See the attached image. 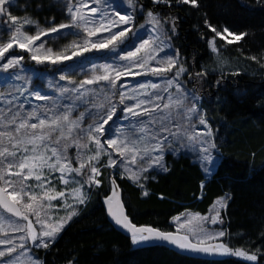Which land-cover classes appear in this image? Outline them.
<instances>
[{"label":"snow or ice","instance_id":"obj_1","mask_svg":"<svg viewBox=\"0 0 264 264\" xmlns=\"http://www.w3.org/2000/svg\"><path fill=\"white\" fill-rule=\"evenodd\" d=\"M201 7L202 0H0V264H47L39 251L57 245L93 194L134 246L261 264L260 247L230 246L229 194L206 214L173 215L170 231L134 223L118 182L149 197L148 185L170 173L169 155L192 158L205 179L219 167V133L204 107L209 67L197 71L195 57L190 64L175 46L178 11ZM193 27L214 59L217 87L242 75L224 53L242 48L247 32L214 25L206 13L203 31ZM245 59L264 69V53ZM69 256L65 264H79Z\"/></svg>","mask_w":264,"mask_h":264},{"label":"trees","instance_id":"obj_2","mask_svg":"<svg viewBox=\"0 0 264 264\" xmlns=\"http://www.w3.org/2000/svg\"><path fill=\"white\" fill-rule=\"evenodd\" d=\"M50 1L45 0V4ZM205 13L214 25H227L236 32L249 34L239 42L242 48L229 45L230 52H225L243 64L242 75L229 76L217 87L215 80L219 73H210L203 87L204 107L219 133V167L205 180L199 166L189 157L169 155L170 173L157 176L148 185L149 197H142L139 189L129 182H118L126 211L134 223L170 231H174L169 226L173 215L185 208L206 214L213 201L227 193L232 197L225 216V226L231 234L230 246L260 247L264 251V239H261L264 233V69L245 59L248 55L264 53V0H202L200 12L178 11L179 38L175 46L190 64L195 57L197 71L210 60L207 46L193 27L198 24L203 31ZM202 180L205 181L203 191ZM161 195L164 199H160ZM69 253L78 258L79 264H247L234 258H195L162 245L134 247L130 237L110 225L102 197L95 194L57 245L48 253L39 251L38 255L47 264H65L71 258Z\"/></svg>","mask_w":264,"mask_h":264},{"label":"rangeland","instance_id":"obj_3","mask_svg":"<svg viewBox=\"0 0 264 264\" xmlns=\"http://www.w3.org/2000/svg\"><path fill=\"white\" fill-rule=\"evenodd\" d=\"M20 2H21V4L23 3V0H20ZM51 2V1H50ZM49 2V3H50ZM54 11H55V9H54ZM14 14H17V15H23L24 13L23 12H20V11H14ZM41 18H43L42 16H41ZM60 44H63L64 43V41H60L59 42ZM209 57H210V53H209ZM224 57L229 61V63L233 66V67H236V66H239V68H240V70H242L243 69V64L241 63V62H239V61H236L235 59H233V58H230V57H228L225 53H224ZM207 66L209 67V70H210V73H219L218 71H215V72H213L212 71V69H214L215 68V63H214V59L213 58H210V60H209V63L207 64ZM130 82L131 83H135V80H131V78H130ZM4 89H0V91H3ZM190 158V157H189ZM195 164H197L198 166H199V164L197 163V162H195L192 158H190ZM199 168H200V166H199ZM201 169V168H200ZM202 171V170H201ZM203 174V173H202ZM203 177H204V175H203ZM210 177H208L207 179H205V177H204V179L205 180H208ZM191 212V211H190ZM192 213H194V212H192ZM173 229H174V227H173ZM144 244H142V245H139V246H134V247H140V246H143ZM221 257V256H220ZM222 259H225V258H234V259H238V260H241V261H244L242 258H238V257H232V256H223V257H221Z\"/></svg>","mask_w":264,"mask_h":264},{"label":"water","instance_id":"obj_4","mask_svg":"<svg viewBox=\"0 0 264 264\" xmlns=\"http://www.w3.org/2000/svg\"><path fill=\"white\" fill-rule=\"evenodd\" d=\"M107 219H108L110 225H111L115 230L119 231V232L122 233V234L127 235L128 237H130L129 234L126 233V231H124L123 229H121V228L118 227V226H115L114 223L110 220V218H107ZM145 245H162V246L169 247V248H171V249H173V250H176V249H174L173 247H171V246H169V245H167V244L148 243V244H145ZM176 251H177V250H176ZM182 254L187 255V256H191V257H195V258H202V259H218V258H220V256L209 257V256H201V255L186 254V253H182Z\"/></svg>","mask_w":264,"mask_h":264}]
</instances>
